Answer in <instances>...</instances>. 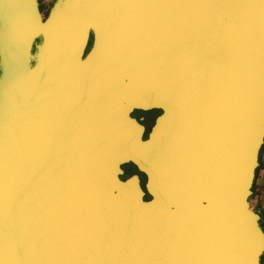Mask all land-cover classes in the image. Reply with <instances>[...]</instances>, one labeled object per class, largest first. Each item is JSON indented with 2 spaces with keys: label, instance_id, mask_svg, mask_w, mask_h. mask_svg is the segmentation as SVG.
Returning a JSON list of instances; mask_svg holds the SVG:
<instances>
[{
  "label": "water",
  "instance_id": "1",
  "mask_svg": "<svg viewBox=\"0 0 264 264\" xmlns=\"http://www.w3.org/2000/svg\"><path fill=\"white\" fill-rule=\"evenodd\" d=\"M263 144L264 0H0V264H261Z\"/></svg>",
  "mask_w": 264,
  "mask_h": 264
},
{
  "label": "rangeland",
  "instance_id": "2",
  "mask_svg": "<svg viewBox=\"0 0 264 264\" xmlns=\"http://www.w3.org/2000/svg\"><path fill=\"white\" fill-rule=\"evenodd\" d=\"M37 2L41 17L44 20L48 16L50 9L55 5L56 0H37ZM149 114L153 113L149 112ZM136 115H139V113H136ZM124 169L125 177L137 173V169L131 164L124 165ZM249 207L260 214V224L262 226L264 224V144L259 155V166L256 170L252 195L249 199ZM261 264H264V250L261 255Z\"/></svg>",
  "mask_w": 264,
  "mask_h": 264
},
{
  "label": "flooded vegetation",
  "instance_id": "3",
  "mask_svg": "<svg viewBox=\"0 0 264 264\" xmlns=\"http://www.w3.org/2000/svg\"><path fill=\"white\" fill-rule=\"evenodd\" d=\"M92 37V36H91ZM149 112H152L153 114H149ZM158 109H150V110H135L133 112V115L139 119V121L144 125L145 130L143 133V139H147L148 134L155 122V119L157 115L159 114ZM136 113H139V115H136ZM132 165V164H131ZM124 168V166H123ZM138 176L140 178V183L142 188L146 191L145 183H146V175L143 172H138ZM146 198H150L146 191Z\"/></svg>",
  "mask_w": 264,
  "mask_h": 264
},
{
  "label": "trees",
  "instance_id": "4",
  "mask_svg": "<svg viewBox=\"0 0 264 264\" xmlns=\"http://www.w3.org/2000/svg\"><path fill=\"white\" fill-rule=\"evenodd\" d=\"M262 226H263V228H264V224H263Z\"/></svg>",
  "mask_w": 264,
  "mask_h": 264
}]
</instances>
